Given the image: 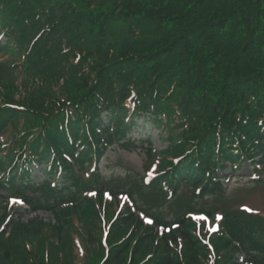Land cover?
I'll return each mask as SVG.
<instances>
[{
	"label": "trees",
	"instance_id": "16d2710c",
	"mask_svg": "<svg viewBox=\"0 0 264 264\" xmlns=\"http://www.w3.org/2000/svg\"><path fill=\"white\" fill-rule=\"evenodd\" d=\"M151 125L172 140L151 182L162 190L189 181L206 192L216 166L264 165V0H0V135L15 129L0 138V189L29 203L33 165L48 194L72 180L53 229L9 224L16 210L3 207L0 264H207L194 232L158 236L130 209L105 227L95 209L87 233L72 229L66 209L88 198L77 171L98 183L101 149ZM43 229L68 238V251L47 247Z\"/></svg>",
	"mask_w": 264,
	"mask_h": 264
},
{
	"label": "rangeland",
	"instance_id": "374dc122",
	"mask_svg": "<svg viewBox=\"0 0 264 264\" xmlns=\"http://www.w3.org/2000/svg\"><path fill=\"white\" fill-rule=\"evenodd\" d=\"M14 132L15 129L8 126L0 138L12 136ZM162 133H164L162 130H151L154 138L153 148L157 151L143 141L144 135L140 130L131 134L132 137L127 144L119 145L113 142L102 149L103 156L96 163L99 171L98 184L90 181L83 171H77L74 181L80 180L84 183L88 180V184H93L92 186L98 189L89 191L90 188L86 184L88 187L86 190L78 191V194L88 197L84 204L75 205V209H80L83 214L73 209L72 205L73 210L66 209L73 219L72 229L79 233H87L89 225L84 220L90 219L89 214L96 216L95 209L99 210L101 218L105 220L127 217L130 209L140 217L143 224L150 225L158 236L169 232L170 229L175 230L178 236L184 229L194 232L198 238L196 250L199 251L200 257L204 258L209 252L207 264L219 260L221 255L222 258L232 256V263L236 264H256L258 262L255 258L262 261L264 249L259 247L257 241L264 240V166L250 168L244 162L238 171H233L227 166L219 170V179H223V182L217 190L197 195L196 188L181 185L169 196L156 186H149L146 183L152 175L151 169H160L157 153L165 146L164 140H158ZM4 153L6 152H2L1 155ZM33 171L36 174L34 181L37 183L27 191L29 203L24 204L18 199L11 198L13 192L10 189H0V211H4V206H8L10 212L16 210L13 214H8L9 224L11 223L9 219L17 220L21 217L23 222H28L32 218L44 224V227L53 229L55 223L53 208L59 204H62V208L68 206L67 203L72 198L64 192H67L66 187L72 184V180L65 181L66 186H57L58 191L55 195L48 194L47 185L43 180L44 175ZM83 188L82 186L81 189ZM102 191L104 193H101ZM30 200L36 203L35 205H40L39 209L33 210ZM76 218L79 220L78 226ZM222 222H225L224 230L219 226ZM41 234L48 237L47 247L56 242L55 233L43 229ZM213 234L217 235L215 244L210 241L214 239ZM201 237L206 238L207 243H202ZM251 239L254 241L252 244L249 243ZM50 240L51 243L48 242ZM69 241L68 238L58 240L56 242L58 250L63 247L68 251ZM261 244L263 245V242ZM196 261L198 264V260Z\"/></svg>",
	"mask_w": 264,
	"mask_h": 264
}]
</instances>
